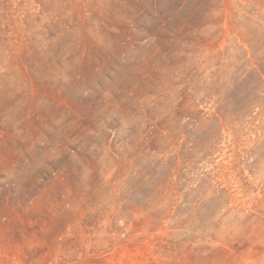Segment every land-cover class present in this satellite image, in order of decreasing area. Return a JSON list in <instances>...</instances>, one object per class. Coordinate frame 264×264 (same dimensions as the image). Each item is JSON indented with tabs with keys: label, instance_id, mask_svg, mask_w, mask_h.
<instances>
[{
	"label": "rangeland",
	"instance_id": "374dc122",
	"mask_svg": "<svg viewBox=\"0 0 264 264\" xmlns=\"http://www.w3.org/2000/svg\"><path fill=\"white\" fill-rule=\"evenodd\" d=\"M0 264H264V0H0Z\"/></svg>",
	"mask_w": 264,
	"mask_h": 264
}]
</instances>
